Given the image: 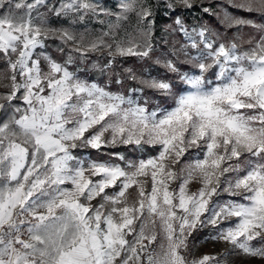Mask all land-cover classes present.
I'll use <instances>...</instances> for the list:
<instances>
[{
	"label": "snow or ice",
	"instance_id": "1",
	"mask_svg": "<svg viewBox=\"0 0 264 264\" xmlns=\"http://www.w3.org/2000/svg\"><path fill=\"white\" fill-rule=\"evenodd\" d=\"M227 2L264 16V0ZM196 3L120 0L113 12L99 0H0V59L10 72L9 91L0 93V264H222L211 255L189 261L183 254L193 233L208 227L215 229L210 239L264 259V25L225 11V23L237 28L225 42L206 25L189 30L177 14L169 29L183 34L178 52L197 71L182 72L173 59L153 62L186 86L181 92L170 79L126 68L127 79L141 87L114 93L69 67L105 50L101 72L117 58L152 59L156 8L176 12ZM202 11L216 14L211 7ZM48 12L70 26H52ZM130 14L137 18L134 32L118 37L115 30ZM101 16L114 19L94 37L71 27L88 17L103 24ZM244 27L260 32L259 39L244 41ZM50 40L59 41L60 52L70 48L63 63L43 51ZM245 42L253 46L242 50ZM145 88L172 98L174 106L150 111ZM117 146L158 151L135 160L109 153L123 166L74 154ZM191 149L199 151L178 171ZM193 180L200 183L195 192ZM132 188L137 199L130 202ZM221 193L240 199L220 200ZM157 222L166 241L160 252L150 247Z\"/></svg>",
	"mask_w": 264,
	"mask_h": 264
},
{
	"label": "rangeland",
	"instance_id": "2",
	"mask_svg": "<svg viewBox=\"0 0 264 264\" xmlns=\"http://www.w3.org/2000/svg\"><path fill=\"white\" fill-rule=\"evenodd\" d=\"M27 2H31V0H27ZM50 3H58V0H49ZM99 2L104 6L109 8L113 12L119 11V8L117 5L119 4L120 0H99ZM148 2L156 4L157 0H148ZM160 3H163V0H160ZM200 3V2H199ZM198 2L196 4H199ZM202 3H208L209 6L212 7L214 12L216 14L212 15L214 17L215 22H211L208 20H204L202 17V13H204L202 10L201 14H197L194 11H190V9H184L177 7L176 9V15L180 14L183 21L185 22L186 26L191 30L193 27H197L200 25H206L212 32L217 33L221 40L227 42L231 39H233L237 35V28L235 26L229 27L224 19V13L227 11L228 13H231L235 16L245 17L247 19H251L255 21V23L264 25V20H260L257 22L256 19L250 17V16H242L240 14L241 10L232 8L227 0H203ZM200 5V4H199ZM159 7V6H158ZM158 7L156 8V13L158 10ZM163 8V7H162ZM165 9V8H164ZM17 14L23 13L25 10L20 9L16 10ZM41 11H47L46 9H41ZM165 13H169L170 10H165ZM3 12V9H0V13ZM244 12V11H243ZM35 14V13H33ZM256 14V13H255ZM258 16V14H256ZM47 16L49 18V22L54 27H69V23L66 20H61L59 18L53 17L50 12L47 13ZM157 16V15H156ZM259 17V16H258ZM263 17V16H262ZM175 18V17H174ZM174 18L171 19V21L164 26L162 33L164 34V30L168 33L164 35V38L167 39L170 42V46L168 49H159L153 56H152V63L154 67H157V70L153 69L149 70L148 72L140 71L137 62H125L124 58H117V62L114 64V66L118 67L119 71L118 74H115L116 78H113V73H109L108 71L101 72L99 69L104 64L107 63L109 57L107 55V50L99 53H88V57L85 60H79L77 59L76 62L69 66L70 70H78L77 74L80 76L81 79L87 80L90 83H96L101 87H105L107 90L114 92V93H123L125 95H128V90L130 88H139L141 85L136 83L135 81L127 79V73L124 72V69L131 68L133 69L138 75H143L147 77L148 75H151L153 77H158L161 79H170L173 81V83L177 86L176 91L181 92L183 91L186 86L183 85L177 77H175L174 74L168 73L164 68L160 67L159 65H156L153 61L156 58L160 59H173L176 61L177 66L181 69L182 72H196V69L191 68V66L187 63H185V58L182 55V53H179L178 50L186 43L185 37L182 33L179 32H171L169 29V25H174ZM99 19H102L104 21L103 24L99 22L97 18L88 17L86 18L85 22L82 24H75L71 25V27L77 31L78 33H83L89 38L94 37L96 35H99L102 31L107 30V25L109 19H114V17H107V16H101ZM156 19V17H155ZM262 19V18H261ZM137 18L135 14H130L129 21L124 22L122 24V29L115 30L118 33L119 36H123L124 30L131 33L134 32L136 27ZM86 29V32H85ZM242 39L246 41L249 37L254 36L256 40L259 39L261 33L258 32L256 29H253L251 27H244L242 33H240ZM108 39L107 37L105 38ZM161 40V38L159 39ZM110 42V41H109ZM219 42V41H218ZM239 42V41H238ZM48 47L44 49L43 51H46L49 55H51L55 60L58 62L63 63L64 60L67 58V55L70 51V48L68 46H64V51L60 52L57 50V46L59 45V41L57 40H50L47 42ZM255 43V40L253 41ZM253 45L249 43H241V49H248L251 48ZM40 51V50H38ZM176 52L177 55H173V53ZM194 52V50H193ZM76 53H73V56H76ZM136 58V57H135ZM127 59V58H126ZM138 59V58H137ZM141 61L140 59H138ZM95 65V67H94ZM41 66L45 70H47V66L44 63L43 60H41ZM138 69V70H137ZM116 72V71H115ZM90 73H92L94 79H89ZM215 69H213L210 73H208L209 76H212L214 78ZM10 75V72L7 69L6 63L3 59H0V93H4L9 91L8 87H5V85H8L10 81L7 79V77ZM112 77V78H111ZM120 78L123 80L122 84H117L116 79ZM134 97L138 96V93L132 94ZM143 96L149 98L150 103L148 105L149 110H153L156 108H168L174 106V100L172 98L168 97H161L157 93H155L151 89H144ZM168 107H167V106ZM3 117V113L0 112V118ZM158 151V146L156 148H151L146 146V152L144 154H141L138 151L133 150V146H117L114 148H108L103 150V152H96L92 149H76L74 150V154L77 156H80L81 158L87 160L88 158L92 160H101V161H110L112 163H119L123 166V162L116 159L115 156H110L109 153H121L125 156L126 159H138L142 158L143 155H155ZM198 149H191L188 153H186L179 164L175 165V168L179 171L181 168V165H183L186 161H189L193 158V154L198 152ZM231 175V174H230ZM93 179H97L96 177H93ZM180 183L179 180L175 181L171 184V188H176L178 184ZM151 183L149 182L147 189L150 190ZM200 188V183L198 180H193V182L189 185V190L192 192L197 191ZM109 192H114L116 189H109ZM240 199V197H229L227 193H221L218 199L225 200V199ZM99 199V198H98ZM137 199L136 195V189L132 188L129 189V201H134ZM217 197H214L213 200L215 201ZM98 202V200H94L92 203L95 205ZM233 221H226L225 223H231ZM139 226V224L137 225ZM224 225H221L223 227ZM151 225H149V229H151ZM155 231L157 233V239L154 243L151 244V249L155 250L156 252H160V245L166 244V241L164 240L163 233L160 230L159 223L157 222V225L155 226ZM215 232V229L212 227L204 228L202 230H197L193 233L192 237L189 238V248L186 252L183 254L186 256V258L191 261L193 259H199L203 255H211L219 259L222 264H264V259L259 257H251L248 255L243 254L238 249H234L233 246L230 244L224 243L222 241H214L210 239V235ZM131 239V237H129ZM147 243V242H145ZM254 245L258 244V241L252 242Z\"/></svg>",
	"mask_w": 264,
	"mask_h": 264
},
{
	"label": "trees",
	"instance_id": "3",
	"mask_svg": "<svg viewBox=\"0 0 264 264\" xmlns=\"http://www.w3.org/2000/svg\"><path fill=\"white\" fill-rule=\"evenodd\" d=\"M203 0H197V2L200 4H194L193 8L190 9V11H194L196 12L197 14H201L202 13V8L203 7H211L209 6L208 3H202ZM212 8V7H211ZM166 9L162 8V7H158V10H157V16H156V25H155V28H154V35L152 37V42L154 44V50H153V53H152V56L159 50V49H168L169 46H170V42L164 38V35H166L168 32L164 30V34H161L162 33V30L164 28L165 25H167L171 19H173L175 16H176V12H171L169 11V13H165ZM240 12V14H242V16H250L254 19H256L257 17V22H259L260 20H264V16L262 17L261 15L258 14V16L255 14V13H248V12H243V11H238ZM202 17L204 20H208V21H211V22H215L214 20V17L208 13H202ZM262 18V19H261ZM166 33V34H165ZM161 38V40H159ZM152 59H147V60H141L139 61L137 58L135 57H130V58H127L125 59V62H137L136 66H138L139 70L140 71H143L144 73L145 72H148L149 70H152L153 72V69L154 68L155 70H157V67H154L153 66V63L151 62ZM138 70V69H137ZM109 73H113V78H116L115 74H118L117 71H119L118 67L114 66L113 65V68L111 70H107ZM116 71V72H115ZM89 76V79H94L92 73H90ZM112 78V77H111ZM167 106V105H166ZM168 107V106H167Z\"/></svg>",
	"mask_w": 264,
	"mask_h": 264
}]
</instances>
